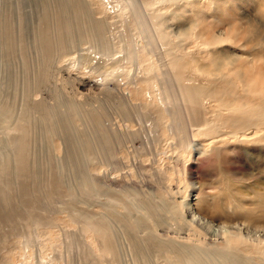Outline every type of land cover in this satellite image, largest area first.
<instances>
[{
    "label": "rangeland",
    "instance_id": "obj_1",
    "mask_svg": "<svg viewBox=\"0 0 264 264\" xmlns=\"http://www.w3.org/2000/svg\"><path fill=\"white\" fill-rule=\"evenodd\" d=\"M62 1L0 0V16L10 14L15 23L14 30H17L11 32L8 39L11 41L7 45L3 44L4 37L0 38V85L7 81L8 89L12 91L15 86L25 84L22 91L17 92L14 112L6 110L10 116L6 123H0V149L7 150L16 134L22 135L28 130L25 122L23 130L15 127L13 130L4 129V126L12 125L16 119L15 113L28 110L21 100L23 97L46 100L52 108L63 102L67 125L65 138L69 140V146L75 141L71 148L72 155L65 163L62 158L66 152L69 155L70 149L59 144L53 130L47 132L45 137L43 131H39L37 140L43 137V143L36 140L26 146L34 152L25 167L40 207L48 201L46 192L50 189L49 184L57 185L51 195L52 206L39 214L49 215L52 207L65 209L60 213L59 210L55 211L53 221L47 226L37 225L33 216L27 220L12 216L5 221L0 220V264H49L47 254L54 253L52 249L45 250L41 257L34 249L40 241L46 240L51 241L54 248L60 249L56 231L63 236L73 233L75 241L83 244L88 240L96 251L101 252L96 240L99 229L96 224L89 223L88 217L110 208V220L116 226L119 207L115 200H119L126 190L137 192L133 197L134 202L145 201L153 194L154 201L159 203L164 202L160 196L171 197L180 205L185 204L188 220L193 218L192 210H195L197 203L199 212L209 219L208 222H198L200 232L196 235H192L187 227L160 226L159 232L165 239L174 237L185 241L190 236L200 239V243H206L212 250L224 242V231H238L254 243L264 240V0H158L159 3L144 0L147 15L143 21L149 17L153 24L149 20L146 24L142 22L143 26L140 27L134 23L132 32H123L120 19L111 25L117 36L115 45L118 47L119 44L115 51V47L111 50L112 58L122 55L124 48L134 44L145 45L147 40L161 46L162 51L166 48L162 45L176 44V53L170 54L171 60L166 57L167 61L164 57L167 65L176 67H171L176 70V76L178 74L172 78L176 81L173 83L176 91L171 84L154 81L157 79L151 73L153 69L157 68L162 77L164 70L159 68L163 66L161 60L143 61L141 64L146 75L137 73L132 61L124 62L122 59L121 63L110 60L103 68H91L88 55L93 59V64L98 60L103 61L102 58H95L97 53L93 46H104L106 36L102 32H68L67 40L62 38V45L49 58L36 51L34 35L39 32L42 17L45 13L47 18L50 17L51 11ZM99 1L107 7L114 5L112 0L109 3L108 0ZM141 1L136 0L138 3H133L128 9L139 8ZM79 2L88 6L86 0ZM98 11L100 14V9ZM19 25L22 38L21 32H18ZM133 32L137 39L133 37ZM155 32H158L159 39L155 37L153 42L149 36H157ZM130 36L133 40H130ZM19 39H23V42L20 43ZM156 55L161 57L160 53ZM45 61L49 75L45 78L36 76V67ZM105 78L108 80L105 81ZM134 78L136 83H133ZM42 79L44 82L39 81ZM156 87L162 94L168 92L167 97L172 96V99L168 98V103L165 101L169 107L147 101V90L150 89L156 96L159 93ZM30 107L33 114H40L38 106ZM124 112L130 115L131 121L123 119ZM173 114H176V118ZM100 115L106 118L107 124L121 130H127V125L131 130H137L134 138L125 133V141L120 144L114 143L108 132L109 149L101 159L97 156L100 148L96 150L93 131V122ZM155 119L160 121V128L154 126ZM206 119H211L212 123L202 124L201 128L199 125ZM255 120L259 124H255ZM19 123L20 120L13 122V125ZM167 126L173 128V134ZM196 126L198 130L191 133L189 128ZM231 131L236 133L232 135L229 133ZM247 131L254 134L249 135ZM179 134L186 139L180 140ZM236 134L240 137H236ZM35 154L38 156V166L31 163ZM6 163L7 159L0 151V179L4 181L9 177L3 172ZM83 176L91 183L100 185L104 193L99 196L95 186L92 192H87L79 184ZM166 186H170L171 194ZM8 192L12 195L14 190ZM28 223L30 226H25ZM115 231L116 239L122 246L123 260L128 264L132 262V256L126 247L127 236H123L120 228H115ZM100 233L105 235L101 230ZM28 237L35 243L31 256L26 248L21 250L22 241ZM229 250L235 253L230 252L234 259L239 254L238 259L248 258L250 264H264V259L252 244L244 249ZM77 254V251L67 252L64 254L66 259L59 264H74L70 263L72 258L80 260Z\"/></svg>",
    "mask_w": 264,
    "mask_h": 264
},
{
    "label": "bare ground",
    "instance_id": "obj_2",
    "mask_svg": "<svg viewBox=\"0 0 264 264\" xmlns=\"http://www.w3.org/2000/svg\"><path fill=\"white\" fill-rule=\"evenodd\" d=\"M86 1L88 3L89 8L88 6H85L84 3L79 2V0H63L51 11L50 17L47 18V13H45V15L42 17V24L40 23L38 25L39 32H37L34 35L35 50L40 52L46 58H49V55H51L60 45H62V43L60 42L62 41L61 39L65 38L67 40L68 32H102L106 36V41L103 44L104 46L100 47L96 44H93V46L97 53L95 54V58L97 57L99 59L102 58L103 61L99 62L98 60L96 61V64H93L94 63L93 59L87 54L88 57L90 58L91 68L93 67L98 68V66H100V68H103L105 67L106 62H109L110 60H113V63L114 62L116 63L122 59L124 62L126 60H129L130 62L132 61L134 64L133 68L136 69L137 73L144 74V68L139 63L140 56H142L140 53L141 44L139 46L138 44L133 43L134 45L130 46L129 48H124L125 50L124 53L122 52L123 50L120 51L123 54L116 55L115 58H112V56L114 55H110L111 50L114 47H115L114 51L116 50V48L119 47V44H118V47L115 45L117 41V36L115 35V32L111 29V25L120 19L124 27L123 32H132V25L134 23H137L138 24L137 26L139 25L143 26V24L141 23L144 22L143 18L147 15V12H146L147 9L145 8L146 5H145L144 0L141 1V6L139 8L134 7L133 10L128 9V8H130L133 3H138L136 2V0H112L114 1L115 8L113 4L112 6L111 5L110 6L113 7L112 8L113 10L110 9L111 7H107L105 3L100 2L99 0H95V2H93V0H86ZM112 1L108 0V3ZM155 1H158V0H155ZM99 9H100V14H98ZM70 10L72 12H69ZM128 15H130V17H128ZM148 20H149V17H148ZM146 21L144 22V24H146ZM151 22L152 20L150 21V23ZM153 23L154 22H152V24ZM152 24H150V26H152ZM14 26H15V23H14V20L11 18L10 14H5L3 16L2 15L0 16V38L4 37L5 39V41L3 42L4 45L5 44L7 45V43H10L11 40H8V39H9L11 32H17V30H14L16 29V27L14 28ZM148 27L149 26L147 25V29ZM36 29H37V25H36ZM18 32H21L20 37L22 38V35H21L22 28L20 25H19ZM155 33L157 36H152V34L149 36L153 38L152 40L153 42H154L155 37H157V40L159 39L158 32H155ZM127 34H126V37H127ZM133 35L132 36L135 39L138 38V37L137 38L135 37L134 32H133ZM139 35L141 36V34ZM132 36L129 37L130 40H133L131 38ZM121 37H123V35ZM20 41L23 42V39H19V42ZM118 41L120 42L121 39ZM134 41H137V40H134ZM128 42H129V39L127 41V45H128ZM155 42L156 44L159 43L157 41ZM96 43H99V41ZM145 45L149 47V52L154 51L156 49L154 47L158 46V45H154L153 43H151L150 40H147V43ZM162 46H165V47L169 46V51L171 52V54H174V52H176V44H169V45L165 44ZM143 47L144 46H142V48ZM159 50H160V47H159ZM101 53H103L104 55H101ZM158 53H160V51ZM115 54H118V53H115ZM160 54H161V57H159V60L163 62V66L162 67L159 66V68L164 71H162L161 73L162 77H161L157 68L156 70L153 69L151 73L153 74V77L157 79L154 81L155 82L159 81V84H166V85L171 84L173 87V83H176V81L172 80V78L177 77L178 74L176 76V70L172 69L171 67L173 68H176V67L167 65L168 63L167 64L165 63L167 59L166 58L167 53L163 54V51H162V53ZM106 55L109 58H107ZM142 57H145V56H142ZM164 57L166 59H164ZM171 58L169 60H171ZM43 63L44 62H42V64H38V67H36V71H37L36 76L39 75V77L42 76L45 78L49 74L47 73L48 70H47L46 61L44 64ZM170 63L171 61L169 62V64ZM145 73L147 74V72ZM6 74H7L6 76H8V72ZM185 76L186 75H184V77ZM131 77H134V76L131 75ZM6 78L7 77H5V81H6ZM10 80L11 79H9V81ZM106 80L108 79L105 78V81ZM39 81L44 82V79L39 80ZM136 81L137 80H135L134 78L133 83H136ZM2 82H4V80ZM155 82H153V84H155ZM195 83L197 84V82ZM20 86H15L14 89L10 91L8 89L7 81L4 82L2 86L0 85V123L2 124L6 123L7 119L10 116L9 111L11 112L14 110L15 100L16 98H18L17 92L22 91L25 84H22ZM195 87H198V86H195ZM173 89L176 91L175 87H173ZM156 91H159V93L158 94L156 93V96H154L150 89L147 90L146 92V96L148 97L146 98L147 101L154 102V103L156 101L155 104L159 105L160 103V107L161 106L167 107L168 100L170 98L172 99V96L169 95L171 97L170 98L167 97L166 95L168 92L166 93V95L162 94L161 90L158 88L156 89ZM173 93L175 92L173 91ZM26 99L24 97L21 98L23 103L26 106H28L27 108L28 110H24L21 112L19 111L15 113L16 119L13 121L17 123L20 120L21 123H19L17 126H14L12 122V125L9 124L7 126H4V129L8 128L10 130H13L15 127L18 130H23L26 127V125L24 124L25 122L26 124H28V130L26 133L22 135L16 134L14 136V139L9 142L10 147L7 150L0 149L1 153L6 157L7 162H8L3 165V172L9 174L7 181L0 179V220L5 221L6 218L10 219V216H12V218L14 219L27 220L29 216H33L35 217L34 220L37 221V225L47 226V225H50V223L53 221L54 212L58 210H59V213L63 212L65 208L64 209L63 208L54 209L52 207V210L50 209L49 211V215L39 214L43 211H46L45 209L48 208L49 206H52L53 200L51 198V195H52V192L56 189L57 185L49 184L50 189L48 190V192H46V197H48L49 202L47 201L45 204L41 205L40 207L37 204V201H38L37 193L35 190H33V188L30 185L31 181H29L27 177L28 169L27 167H25L26 166L25 164L28 162V160L32 156V153L34 152L29 151L26 146L30 145L32 142H35L40 137V134L38 133L39 131H43L44 137H45L47 132H49L50 130H53L54 138H56V140L59 141V144L65 146L66 149H70L69 155L66 152L64 154V157L62 158L63 162L65 163L67 161L66 159H68V157L72 155L71 148L75 141H72L73 143L71 144V146H69L68 145L69 140L65 138V133H67V125L65 121V114H64L65 109L63 108V105H64L63 102L61 104H56L55 108H52L53 106L50 103H46V100H39V99H35L34 97H32V99H29V97H27ZM165 101H167V103ZM207 103L210 104V100H208ZM174 104L176 103L174 102ZM179 104L180 103H178V105ZM35 105L38 106L41 110L39 115L33 114L31 112L32 109L30 106L33 107ZM6 110H9V111H6ZM124 110L126 111L127 107H125ZM122 116L124 117L123 119H125L126 122H129L132 120V118L127 112L122 113ZM173 116H175L176 118V114H173ZM153 122L156 128H160L159 127L160 121L155 119L153 120ZM211 123H212L211 119H206L199 126L201 127L202 124H211ZM254 123L259 124L257 120H255ZM126 127H127V130H121L115 126L107 124L106 118L102 117L101 115L95 118V121L93 122V131H94L95 139H96V150L100 148L99 150H97V156L99 159H101L102 156H105V154L107 153V150L109 149L108 132L111 133L110 138L116 144H120L122 143V141H125V137H124L125 133L127 135H131L132 138L137 136V130H131V128H129V125H127ZM182 127H185V126H182ZM182 127H180V129ZM168 128L171 134H173V128L171 127H168ZM197 130H198L197 126L189 128V131L191 133H194ZM247 132H250L249 135L254 134V132L252 131H247ZM181 133L183 132L181 131ZM229 133L233 135L236 132L231 131ZM182 136L181 135L179 136L180 140L181 138L182 139L184 138ZM68 137L70 138L71 136L69 135ZM192 137L194 138L195 136H192ZM236 137H240V135L236 134ZM252 139L256 140L259 138H256V139L252 138ZM42 140H43V137L37 140L36 142L43 143ZM186 146L187 145H185L184 147ZM37 157H38L37 154H35L33 156V160L31 161V163L36 166H38V164L36 163H39ZM79 184L83 185V188L87 192H92L93 187L95 186L96 188L95 192L99 196L104 193V190L101 191L100 185H96L95 182L91 183L85 178V176L82 177V181ZM166 187L169 190V194H171V189L169 188L170 186H166ZM10 190H14V193L12 195L8 192ZM69 193L72 194L71 191H69ZM136 195H137V192L126 190L123 192L122 197H119V200L118 199L115 200V204L119 207L116 213L117 220H118V223L116 224V226H114L115 223L114 225L111 223V220H110L111 209L110 208H106L104 211H101V212L100 211L95 212L94 217L93 216L88 217L89 223L96 224L97 228L99 229L97 230V233H96L97 235L96 240L99 243V248L101 249V252L96 251L95 246L88 240L87 242L85 241L83 244H81V242L75 241L73 239L72 237L73 233H69L67 236H63L61 235V233L56 231L57 233H55L56 234L55 237L61 243L60 249L54 248L53 246L55 245L52 246L51 241L46 240V241H40V244L36 246V248L34 249L37 251L35 253H37V255L41 257L42 256L41 253L43 252L45 253V250L52 249L54 253L47 254L49 255V260H48L49 264H59L62 260L66 259L64 254H66L67 252L73 253L75 251L78 252L77 257L80 260L78 261L77 258L76 259L72 258L71 259L72 262L70 263H74V264H126L122 256V246L120 245V242L118 241V239H116L117 235H115L116 234L115 228H120L123 230L122 232H124L123 236L124 237L127 236L126 237L127 239L126 247L130 255L132 256L131 258L132 262H129L128 264H161V263L162 264H250L248 258L247 259L243 258L242 260L238 259L239 254H238V257L236 255L235 256L236 258L234 259L233 258L234 255L230 253L232 251L229 250L230 248L233 251L236 249L237 250L244 249L246 248L248 244H252L255 247V250L259 253L260 257L264 259V240H259L258 242H255V243L251 242L249 241L247 237L242 236L240 232L238 231L237 232L224 231V234H225V239L223 240L224 242L216 245L214 250L208 248V245L206 243H203V244L200 243V239L196 240V238H192L190 236L185 241H180L174 237L165 239L162 237V234H160L159 232L161 228L160 226H172L175 228L187 227V229L192 232V233L190 232L192 235L193 234L196 235L200 232V229L197 226L198 222L200 221L208 222L209 219L203 215V212L202 213L199 212V207H198L199 205L197 203L194 205L195 210H192L193 218L188 220L186 216V210H184L185 204H183L182 206L179 203H177V200H174L171 197H167L166 195L160 196V200L161 198H164V202L159 203V202L154 201L152 197L154 195L153 194L150 198H148L145 201L134 202L133 197H135ZM130 199L132 201H130ZM25 226H30V224L28 223ZM100 230L105 232V235L101 234ZM28 236H30V234H28ZM63 239L67 243L63 241ZM69 239H70V242L68 243ZM53 241L55 240L53 239ZM33 244H35L34 240L31 237H28L25 241H22L21 250H25L26 248L27 253L30 254L31 256L30 252L32 251ZM232 253L235 254L234 252ZM27 258L28 257H26V259Z\"/></svg>",
    "mask_w": 264,
    "mask_h": 264
},
{
    "label": "crops",
    "instance_id": "obj_3",
    "mask_svg": "<svg viewBox=\"0 0 264 264\" xmlns=\"http://www.w3.org/2000/svg\"><path fill=\"white\" fill-rule=\"evenodd\" d=\"M142 46H144V47L142 48ZM142 46H140V53H141L142 56H145V57L140 56V60L142 59L141 61L139 60V63H140L141 66H142L141 62L143 63V60L144 61L148 60V61H151V62L154 61V60H156L158 62L160 61L159 57L156 55V53H158L159 51H160V53H162V50H159V47H161V46H157L158 48L154 47L156 49L154 51H152V52H149V47L147 45H142ZM164 53H167V58L170 57L171 52L169 51V46H167L163 50V54ZM174 53H176V52H174Z\"/></svg>",
    "mask_w": 264,
    "mask_h": 264
}]
</instances>
